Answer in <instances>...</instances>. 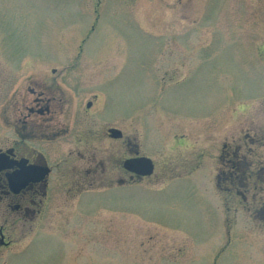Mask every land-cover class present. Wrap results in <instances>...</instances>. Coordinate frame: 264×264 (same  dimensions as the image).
Here are the masks:
<instances>
[{"label":"rangeland","instance_id":"obj_1","mask_svg":"<svg viewBox=\"0 0 264 264\" xmlns=\"http://www.w3.org/2000/svg\"><path fill=\"white\" fill-rule=\"evenodd\" d=\"M30 89L76 141L29 143L49 200L0 264H264V0H0V149ZM126 138L155 171L123 188Z\"/></svg>","mask_w":264,"mask_h":264},{"label":"flooded vegetation","instance_id":"obj_2","mask_svg":"<svg viewBox=\"0 0 264 264\" xmlns=\"http://www.w3.org/2000/svg\"><path fill=\"white\" fill-rule=\"evenodd\" d=\"M29 91L30 94H32L33 99L29 106H27L28 114L19 120V122L23 125L22 131H19V129L17 130L16 135L18 139L17 141H14L11 148L0 149V164L8 166L7 169L0 171V250H5L6 252H9L8 250H12V247L15 246V226L18 225L20 221H34L38 217H44L45 215L41 210L43 208V204L49 200V190L51 189L50 180L55 167H53L52 162L49 160V155L37 153L34 148L29 147V143L32 140L38 139L46 140L47 142H55L57 140H65L70 137H73L76 141V134L73 135L72 131V128L76 123L71 121V118H68V116L66 120L69 119V122L65 126H57L55 130L51 126V117H53V114L57 113L55 109L59 108L61 114H63L64 109V102L62 99L57 100V96L51 94V92L55 91L51 90L49 94L45 92L37 93V91L33 89H30ZM63 94L64 93L61 91V96H64ZM92 107V102H88L84 112H88L92 109ZM35 116L45 118L46 121L41 123L35 122L33 120V117ZM58 127L60 128L59 130H57ZM33 130L37 132L34 134ZM94 135L95 134L91 131L87 132L85 137L81 140H89L87 138ZM106 135L108 138L113 140H121L123 137L121 133L119 138H114L111 134V129L108 130ZM78 141L80 140L78 139ZM124 143L127 148L126 150L128 155L122 161V168L124 174L128 178V181L119 180L118 185L123 188H128L130 187L133 179L143 180L146 177H139L124 168L123 164L125 161L141 157V155L137 152H132L131 139L126 138ZM86 150H91L90 156H88L87 153L84 154L86 152L85 150H83V152L80 149L76 150V155L80 159L83 158L84 155L88 156L85 162L92 165L95 159L94 151L88 145L86 146ZM30 151L33 152L30 153ZM28 153L30 154L27 155ZM21 165L23 166L22 168ZM33 166L43 167L48 170V173L42 180L30 182L18 193H15V183L13 188H11L8 176L11 175L15 178V173H19L23 169ZM57 166H59V164ZM74 172L77 173L76 170ZM96 173V169L94 170L92 167H87L85 172L82 173V176L86 178L85 180L79 181L78 184L76 183L77 181L68 183L64 182L63 187L68 184L75 188L86 187L87 191H89L87 196L93 197L94 192H92V190H94L97 186ZM15 215H17L18 218H15ZM7 257L12 259L14 255L11 252L10 256L8 254L6 255V258Z\"/></svg>","mask_w":264,"mask_h":264},{"label":"water","instance_id":"obj_3","mask_svg":"<svg viewBox=\"0 0 264 264\" xmlns=\"http://www.w3.org/2000/svg\"><path fill=\"white\" fill-rule=\"evenodd\" d=\"M111 134L114 138H119L121 132L118 130H111ZM123 166L126 170L142 177L151 176L154 171V164L152 160L147 157L129 159L124 162ZM22 167L23 166L21 165V168ZM7 168L8 166H3L0 164V171L5 170ZM47 173H48L47 169L43 167L33 166V167L25 168L19 173H15V178L9 175L8 180L11 188H13V185L15 183V193H18L30 182L42 180Z\"/></svg>","mask_w":264,"mask_h":264},{"label":"trees","instance_id":"obj_4","mask_svg":"<svg viewBox=\"0 0 264 264\" xmlns=\"http://www.w3.org/2000/svg\"><path fill=\"white\" fill-rule=\"evenodd\" d=\"M263 206H264V205H263ZM263 211H264V207H263ZM263 215H264V212H263ZM263 215H262V216H263ZM263 220H264V217H263Z\"/></svg>","mask_w":264,"mask_h":264}]
</instances>
